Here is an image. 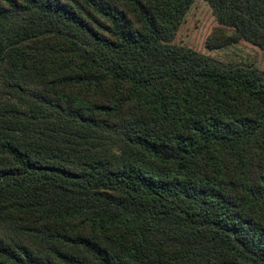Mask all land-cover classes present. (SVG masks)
<instances>
[{
  "label": "trees",
  "instance_id": "1",
  "mask_svg": "<svg viewBox=\"0 0 264 264\" xmlns=\"http://www.w3.org/2000/svg\"><path fill=\"white\" fill-rule=\"evenodd\" d=\"M195 1L0 0V264H264V70L175 44Z\"/></svg>",
  "mask_w": 264,
  "mask_h": 264
},
{
  "label": "rangeland",
  "instance_id": "2",
  "mask_svg": "<svg viewBox=\"0 0 264 264\" xmlns=\"http://www.w3.org/2000/svg\"><path fill=\"white\" fill-rule=\"evenodd\" d=\"M217 27L219 25L209 4L203 0H196L180 26L174 43L223 62L251 64L264 70V51L248 43L241 42L224 49L210 51L206 42Z\"/></svg>",
  "mask_w": 264,
  "mask_h": 264
}]
</instances>
